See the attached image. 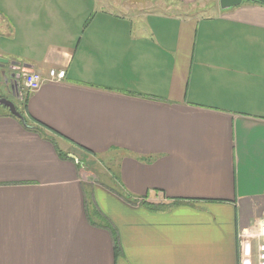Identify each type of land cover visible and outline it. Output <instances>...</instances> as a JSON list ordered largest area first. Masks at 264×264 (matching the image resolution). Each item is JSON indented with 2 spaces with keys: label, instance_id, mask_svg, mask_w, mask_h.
Masks as SVG:
<instances>
[{
  "label": "crops",
  "instance_id": "obj_1",
  "mask_svg": "<svg viewBox=\"0 0 264 264\" xmlns=\"http://www.w3.org/2000/svg\"><path fill=\"white\" fill-rule=\"evenodd\" d=\"M125 2L0 0V98L27 121L0 104V264H257L264 5L217 0L199 15ZM51 68L65 77L21 107L10 98L13 72ZM85 159L117 191L90 184Z\"/></svg>",
  "mask_w": 264,
  "mask_h": 264
},
{
  "label": "rangeland",
  "instance_id": "obj_2",
  "mask_svg": "<svg viewBox=\"0 0 264 264\" xmlns=\"http://www.w3.org/2000/svg\"><path fill=\"white\" fill-rule=\"evenodd\" d=\"M123 0H114L115 4L117 2H121ZM142 1L143 6L142 7H146L143 8L142 11H162V12H167V13H171V14H185V13H193V14H199V15H206L208 13H210L211 11V4H217V0H203V2H201V4L196 3L193 5H183V4H178L175 2H171L169 0H162L163 4L161 5H157V6H148L146 5L147 3H145L144 0H126L125 4L128 5V3H130L131 5H137L138 7H141L138 3ZM204 3V5H203ZM113 3H110L108 6L115 12H119L120 11V6L115 5ZM0 76L3 77L2 72L0 73ZM10 98L12 100L15 101V103H18V105L21 107L22 106V101L19 100V98H16L14 96H10ZM261 134V132L259 133ZM77 157L81 158V156H79V153H77ZM82 159V158H81ZM85 163H84V167L82 169V173L84 174V176L86 177L87 181H90V184H92V182L96 183V184H109V186L112 189H115L117 191V186H116V182L114 181V178H111L110 180L106 177L104 178L105 175V170L98 164L95 163H88V160L85 159ZM114 163V162H113ZM111 163V165H109L111 171H113V173L115 174V176H117V172H115L116 170V164ZM107 164V162H106ZM115 165V166H114ZM242 167V164L240 165V168ZM257 171L260 172V170ZM92 181V182H91ZM86 191L88 193H90V189L89 186H86ZM91 199V198H90ZM159 201H163V198H158Z\"/></svg>",
  "mask_w": 264,
  "mask_h": 264
},
{
  "label": "built area",
  "instance_id": "obj_3",
  "mask_svg": "<svg viewBox=\"0 0 264 264\" xmlns=\"http://www.w3.org/2000/svg\"><path fill=\"white\" fill-rule=\"evenodd\" d=\"M17 85L19 93L22 96H26L34 91H36L44 82L46 81H59L65 77L64 69H54L51 68L48 70L46 76L41 72L36 70H21L18 73ZM259 242L257 245L258 255H257V264H264V221L260 226V231L257 236ZM244 263V255L239 257V264Z\"/></svg>",
  "mask_w": 264,
  "mask_h": 264
},
{
  "label": "trees",
  "instance_id": "obj_4",
  "mask_svg": "<svg viewBox=\"0 0 264 264\" xmlns=\"http://www.w3.org/2000/svg\"><path fill=\"white\" fill-rule=\"evenodd\" d=\"M21 101L23 104L26 103V96H22ZM10 114V113H9ZM11 116H13L12 114H10ZM23 123V122H22ZM25 126H27V121L24 119V123ZM42 127H44L45 129L50 130L51 132H53L55 135H60L59 133H57L55 130H52L51 128H48L47 126H44V124H40ZM31 127V126H30ZM31 129L37 130L36 128L31 127ZM53 143L54 141L52 139H50ZM55 145V144H54ZM84 152L88 153V154H93V152L91 150L82 148ZM59 155L62 156V158H66L67 154L61 153L59 152ZM95 155V154H94ZM77 165L79 168L83 167L84 163L83 161H77ZM112 189V188H110ZM115 191V190H112ZM118 193V192H116ZM122 196V195H121ZM126 200L131 203V204H135V205H144L149 209L152 210H160V209H164L169 207V205H171L170 203H164V202H158V203H151L148 202L145 198H135V199H131V198H126ZM174 204V203H173ZM88 217L92 218V217H96L101 219L99 212L94 208V210L92 211V213H88ZM92 221V220H91ZM107 224V222H106ZM112 240H113V247H114V253L115 255L118 253V249H119V245H118V238L116 233L112 230Z\"/></svg>",
  "mask_w": 264,
  "mask_h": 264
},
{
  "label": "water",
  "instance_id": "obj_5",
  "mask_svg": "<svg viewBox=\"0 0 264 264\" xmlns=\"http://www.w3.org/2000/svg\"><path fill=\"white\" fill-rule=\"evenodd\" d=\"M243 2H252V3H259V4L264 5V0H218V5L221 10H226L234 6H238L242 4ZM10 78L12 81L9 83L10 91L12 92L13 96H15L16 98H20L19 89L17 85L18 74L13 72ZM4 81L7 82V79L5 76H4ZM0 104L5 106L12 115L18 117L21 120V122L24 123V118L17 111L14 103L11 100H8L7 98L2 97L0 98Z\"/></svg>",
  "mask_w": 264,
  "mask_h": 264
},
{
  "label": "flooded vegetation",
  "instance_id": "obj_6",
  "mask_svg": "<svg viewBox=\"0 0 264 264\" xmlns=\"http://www.w3.org/2000/svg\"><path fill=\"white\" fill-rule=\"evenodd\" d=\"M12 93V92H11Z\"/></svg>",
  "mask_w": 264,
  "mask_h": 264
}]
</instances>
